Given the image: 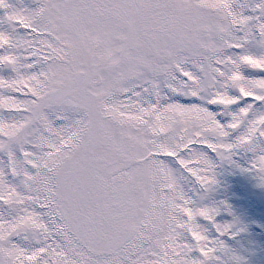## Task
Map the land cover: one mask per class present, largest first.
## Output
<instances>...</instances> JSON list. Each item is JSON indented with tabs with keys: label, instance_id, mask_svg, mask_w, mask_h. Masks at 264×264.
I'll return each instance as SVG.
<instances>
[{
	"label": "snow or ice",
	"instance_id": "obj_1",
	"mask_svg": "<svg viewBox=\"0 0 264 264\" xmlns=\"http://www.w3.org/2000/svg\"><path fill=\"white\" fill-rule=\"evenodd\" d=\"M218 161L264 188V0H0V264H245Z\"/></svg>",
	"mask_w": 264,
	"mask_h": 264
},
{
	"label": "rangeland",
	"instance_id": "obj_2",
	"mask_svg": "<svg viewBox=\"0 0 264 264\" xmlns=\"http://www.w3.org/2000/svg\"><path fill=\"white\" fill-rule=\"evenodd\" d=\"M251 158V153L235 157L242 167H247ZM216 173L219 185L211 200L226 201L231 209V214L225 211L217 220L234 222L233 233H238L228 239V244L244 258L245 264H264V190L251 174L231 164L218 161ZM189 187L185 184L186 189Z\"/></svg>",
	"mask_w": 264,
	"mask_h": 264
}]
</instances>
